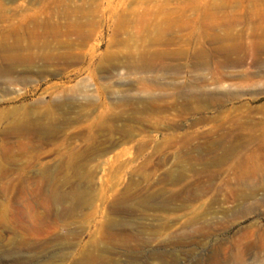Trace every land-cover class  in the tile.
<instances>
[{
	"label": "rangeland",
	"instance_id": "obj_1",
	"mask_svg": "<svg viewBox=\"0 0 264 264\" xmlns=\"http://www.w3.org/2000/svg\"><path fill=\"white\" fill-rule=\"evenodd\" d=\"M14 32L0 264H264V0H0Z\"/></svg>",
	"mask_w": 264,
	"mask_h": 264
},
{
	"label": "bare ground",
	"instance_id": "obj_2",
	"mask_svg": "<svg viewBox=\"0 0 264 264\" xmlns=\"http://www.w3.org/2000/svg\"><path fill=\"white\" fill-rule=\"evenodd\" d=\"M58 2L60 3V0H53V4L54 3L57 4ZM14 34L16 36L13 42L11 44L3 43L0 48V80L6 81V82L9 80L10 76L14 73L15 66L26 63V62H23V60L21 59V55L19 54V52L23 49L22 40L25 37V32H21V33L14 32ZM260 49H261V52H264V46L261 47ZM198 62L205 63V60L202 59V57H200Z\"/></svg>",
	"mask_w": 264,
	"mask_h": 264
}]
</instances>
